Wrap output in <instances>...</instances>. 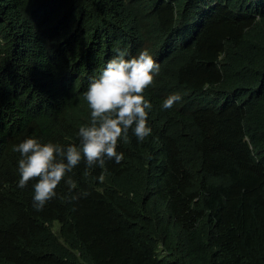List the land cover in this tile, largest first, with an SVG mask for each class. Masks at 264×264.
Listing matches in <instances>:
<instances>
[{
  "label": "trees",
  "instance_id": "16d2710c",
  "mask_svg": "<svg viewBox=\"0 0 264 264\" xmlns=\"http://www.w3.org/2000/svg\"><path fill=\"white\" fill-rule=\"evenodd\" d=\"M117 48L159 62L151 134L35 209L13 145L77 143ZM0 264H264V0H0Z\"/></svg>",
  "mask_w": 264,
  "mask_h": 264
},
{
  "label": "clouds",
  "instance_id": "9594fccd",
  "mask_svg": "<svg viewBox=\"0 0 264 264\" xmlns=\"http://www.w3.org/2000/svg\"><path fill=\"white\" fill-rule=\"evenodd\" d=\"M159 71V62L147 48L135 54L117 48L83 92L90 119L79 126L77 143L45 142L27 136L13 145V150L19 153L17 186L24 188L32 181L31 199L35 209H42L57 196L62 179L72 198H76L72 192L76 181L68 173L82 160L89 168H104L107 160L119 163L124 153L118 150V144L127 141L129 133L138 142L151 134L148 114L152 104L143 93ZM179 100L178 93L169 94L161 108H170Z\"/></svg>",
  "mask_w": 264,
  "mask_h": 264
}]
</instances>
